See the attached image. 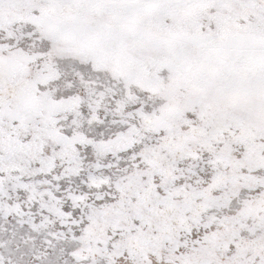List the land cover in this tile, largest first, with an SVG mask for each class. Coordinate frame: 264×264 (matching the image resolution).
Masks as SVG:
<instances>
[{
    "label": "snow or ice",
    "instance_id": "snow-or-ice-1",
    "mask_svg": "<svg viewBox=\"0 0 264 264\" xmlns=\"http://www.w3.org/2000/svg\"><path fill=\"white\" fill-rule=\"evenodd\" d=\"M0 264H264V0H0Z\"/></svg>",
    "mask_w": 264,
    "mask_h": 264
}]
</instances>
